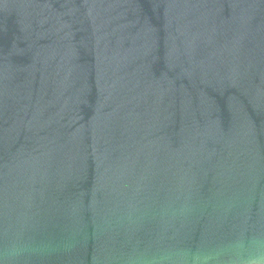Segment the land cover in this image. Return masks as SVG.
Wrapping results in <instances>:
<instances>
[{
  "label": "water",
  "instance_id": "1",
  "mask_svg": "<svg viewBox=\"0 0 264 264\" xmlns=\"http://www.w3.org/2000/svg\"><path fill=\"white\" fill-rule=\"evenodd\" d=\"M237 240H264V0H0V264Z\"/></svg>",
  "mask_w": 264,
  "mask_h": 264
},
{
  "label": "clouds",
  "instance_id": "2",
  "mask_svg": "<svg viewBox=\"0 0 264 264\" xmlns=\"http://www.w3.org/2000/svg\"><path fill=\"white\" fill-rule=\"evenodd\" d=\"M22 253L16 245L6 251L9 261ZM133 264H264V240H237L224 248L206 251L203 248H164L145 260L136 258Z\"/></svg>",
  "mask_w": 264,
  "mask_h": 264
}]
</instances>
